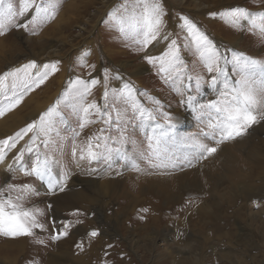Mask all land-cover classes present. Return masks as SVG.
<instances>
[{"label": "rangeland", "instance_id": "1", "mask_svg": "<svg viewBox=\"0 0 264 264\" xmlns=\"http://www.w3.org/2000/svg\"><path fill=\"white\" fill-rule=\"evenodd\" d=\"M7 2L9 0H6ZM10 2L18 7L19 0H10ZM43 2L49 5L50 18L47 22L39 26H30L27 32L11 28L7 30L6 35L0 36V77L7 75L6 80L0 81V101H3L5 95L12 94L14 84L20 85L27 79L24 68L30 62L35 61L37 65L36 69L27 68V73L33 74V78L37 72L45 71L44 65L57 64L58 71L50 74L48 80L40 87L27 93L19 106L0 117V139L14 135L34 120L39 122L38 117L49 107L56 105L57 100L64 96L57 105L59 115L54 117L59 135L52 134L53 143L46 151L53 159L58 158L60 161L53 167L57 178L62 171L69 173L64 189L70 186L81 187L90 202L81 203L74 200L75 202L70 203L66 199H60L61 205L59 203L54 205L50 203V199L55 197L53 193L48 194L44 189L46 185L35 177L27 176L21 171L15 174L9 172L6 178L0 174V189L4 190L5 195L9 194L8 184H31L39 191L40 195L32 196L25 203V207H44L46 215L45 219L44 217L42 219L49 224V231L52 229L53 220L61 226V230L65 222L70 225L69 234L59 240L50 239V236L46 235L47 232L37 231V234L44 239V244L35 243L33 238H16L18 242L24 241V249L13 256L12 262L3 250L7 237L0 236V264H30V262L31 264H264V192L246 200L240 198L235 205H222L194 191L195 194L187 193V196L183 197L185 200L195 198L189 203V207L178 200L167 206H160L154 211L153 207L157 206L159 200L145 189L156 186L154 183L161 179V176L168 177L179 173L181 170L178 168L152 169L144 162H141L140 166L142 169H147V172H137L122 162H117L108 171H102L107 167L104 164L88 165L87 162H81L77 167L71 155L73 143L78 146L77 155H79L80 148L87 147L89 138H93L95 144L94 138L97 136H111L116 139L122 133L130 142L126 145L129 155L146 148V138L152 134L155 123H165L159 115L160 112H169L172 117L178 119L175 129L169 132L168 144L176 158L188 156L196 143L215 144L218 133L214 136V130L208 127L210 122L215 123L208 115H202L198 110L181 103L180 80L174 82V78H166L164 74L159 73L157 67L148 64L142 58V53L138 51L134 41L118 31L122 26L130 32L131 21L124 12L128 0H43ZM150 2L162 4L169 35L175 34L180 37L181 44H188L187 47L181 48L180 54L186 68L185 75L192 76L193 80H184L185 86L194 89L197 75L202 76L204 81L210 79V74L207 73L195 45L186 37L183 24L185 17L190 18L216 49L229 60L232 59L233 54H239L264 64V34L259 32L258 27L256 29L251 27L252 20H255L257 25L261 23V18L257 14L264 13V0H150ZM237 8L246 9L249 19L233 23L230 13ZM117 16L125 17L122 25L116 23ZM166 43L160 41L151 46L148 52L154 56L162 55L166 50ZM223 63L221 61V64ZM226 68L229 72L230 84L240 78L231 63L227 64ZM105 70L109 77L107 87L104 82ZM115 76L123 78L120 84L114 83ZM77 78L85 80L95 78L99 81L92 89L88 101H95L102 110L107 106L106 110L111 115L110 123L105 122L107 117L100 118L93 115L91 120L94 122L85 124L83 128L80 127L81 114L72 107L75 101L71 96L64 95L70 83ZM125 85L131 88L130 97ZM218 87L222 88V83ZM16 90L19 91V88ZM106 91L107 98H105ZM217 95L212 89L203 87L197 99L200 103H206L210 99H215ZM157 101L159 104L156 103ZM135 107L145 110L146 115L151 112L156 116V121H149L146 118L141 120L138 113L133 118ZM252 128L247 132L251 129L257 131L258 139L254 143L264 148V131L256 124ZM101 129L105 131L101 133ZM75 133L79 135H74ZM29 143V137L26 136L8 153L6 160L12 157L9 154L16 153L19 148ZM100 143L103 144V141ZM108 145L113 148L119 146L111 140L108 141ZM44 151L42 149L41 155ZM33 162L34 153L26 154L23 163L31 167ZM93 168L96 169L95 172L90 171ZM255 178L264 182V170L255 175ZM144 180L152 181L150 184H143L146 187L145 191H142L140 181ZM104 185L105 190L117 192L111 191L110 194H105L106 204L102 202L104 197H101L103 196L101 192L105 191ZM223 185L228 186V183ZM99 188L102 191L98 190ZM94 189L100 193L96 194ZM123 190H128L130 196L127 192L125 198L119 197L118 194L120 195ZM11 195L15 198L17 193L12 192ZM131 196L144 199L139 201V204L142 206L147 204L150 211L152 209L154 212L140 215V208L138 209L137 206L132 214L131 211L126 213L127 209L135 208H129ZM195 202H203V208L198 203L197 206L193 204ZM49 204L52 205L51 209H47ZM170 206H173L172 209ZM76 209L80 210L78 215H75ZM93 230L99 233L97 237L90 235ZM89 238L91 243L87 240ZM186 252L194 253L192 259L187 257L186 260Z\"/></svg>", "mask_w": 264, "mask_h": 264}, {"label": "snow or ice", "instance_id": "2", "mask_svg": "<svg viewBox=\"0 0 264 264\" xmlns=\"http://www.w3.org/2000/svg\"><path fill=\"white\" fill-rule=\"evenodd\" d=\"M124 12L131 21L130 32L124 27H119L118 31L125 36H129L142 53V58L150 65L157 67L158 72L164 74L166 78H174L181 82V103L186 107L198 110L202 115H208L215 123H209L208 127L212 128L213 135L218 133L215 139L216 146H209L206 143H196L193 151L184 158H176L168 146L169 132L176 127L177 118L171 116L169 112H160L159 115L165 121L164 124L155 123L152 134L147 136V147L137 151L133 155L128 154L126 145L130 143L121 133L116 139L111 136H97L96 143L93 144V138H89L86 148H80L77 155L78 146L73 143L71 155L76 161L77 167L81 162H87L88 165L104 164L107 165L102 171L112 169L117 162L127 164L137 172H147V169L141 168V162L147 164L152 169H179L195 167L201 160H205L216 154L219 145L227 141L235 140L245 135L253 125L264 121V64L256 59L244 57L239 54H233L231 60L220 53L212 44L208 37L199 30L198 26L191 21L190 18H183L184 30L186 37L190 38V42L195 45L196 51L199 53L201 60L206 66L210 79L204 81L203 77L197 75L195 77V88L185 86L184 80L191 81L193 77L185 75L186 68L181 58V48L187 47L188 44H181L180 37L173 34L169 35L165 24V12L163 6L159 2H150V0H128L125 5ZM233 23L248 20L249 13L246 9L237 8L230 13ZM261 18V23L256 24L255 20L251 21V27L264 34V13L257 14ZM50 18L49 5L43 0H19L18 7L6 0H0V36L6 35L7 30L15 28L17 30L29 31L30 26H39L47 22ZM124 16H117L116 23L122 25ZM34 34V31H33ZM160 41H165L166 50L162 55L154 56L148 52L151 46ZM221 61L224 63L221 64ZM231 63L233 70L240 77L234 83H229V72L226 65ZM35 61L25 66L24 71L27 79L20 85L14 84L13 91L10 96L5 95L3 101H0V117L12 111L21 104L24 96L34 88L44 84L50 74L58 71L57 64L44 65L45 71L37 72L33 78V74L27 73V68L36 69ZM19 71V70H18ZM183 76V79L181 77ZM223 78V80H221ZM7 75L0 77V81L6 80ZM107 70H105L104 82L107 87L108 82ZM29 81H31L29 83ZM99 83L95 78L88 80L77 78L71 82L69 88L65 90V96H71L75 103L72 105L73 110H77L81 114L82 122L80 127L85 124L92 123L93 115L105 118L106 123H110L111 115L107 112V106L102 110L95 101L89 102L88 97L92 93V89ZM223 87H218L219 84ZM207 87L217 92L215 99H210L206 103H200L197 95L201 93V89ZM19 88V91L16 89ZM129 97L131 96V88L125 85ZM196 93V94H193ZM123 97V93L120 94ZM108 93L105 92V98ZM64 99L61 96L57 100L56 105L49 107L44 113L38 117V121H32L25 127L14 133L12 136L0 139V163H4L8 157V153L17 147L19 141L26 136L29 137L30 143L19 150L11 157L12 163L8 164L7 170L15 173L23 172L27 176L35 177L42 184L46 185L49 194L55 191H63L64 186L69 178L67 171H62L57 178L54 175L53 167L58 164L59 159H53L47 149L51 148L53 143V133L59 135L57 130L55 116L59 115L57 105ZM159 104V101L156 102ZM162 107V105H161ZM139 114V118L149 121H156V116L151 112L147 115L145 110L135 107L133 118ZM105 130L101 129V133ZM74 135H79L75 133ZM112 141L118 147H110L108 141ZM103 141V144L100 143ZM44 149L43 155L41 151ZM34 153V162L31 167L26 166L23 161L26 154ZM95 172L96 169L90 170ZM8 195H5L3 189H0V236L16 239L20 237L33 238L35 243L44 244V239L37 234V231L43 233L48 232V224L43 221L46 211L42 208L25 207V203L32 197L40 195L31 184H8ZM12 192H16L17 196L13 198ZM48 209L52 208L49 204ZM79 209L75 210V214H79ZM142 211L147 212L148 209ZM143 218V217H141ZM69 223L65 222L61 226L52 221V229L50 239L59 240L69 234ZM99 233L95 230L90 235L96 237ZM79 247V245H78ZM107 255V253H106ZM31 264V262H30Z\"/></svg>", "mask_w": 264, "mask_h": 264}, {"label": "bare ground", "instance_id": "3", "mask_svg": "<svg viewBox=\"0 0 264 264\" xmlns=\"http://www.w3.org/2000/svg\"><path fill=\"white\" fill-rule=\"evenodd\" d=\"M115 78H116L114 80L115 84H120V82H122V79H123L122 77L115 76ZM19 111L20 110H17V112H19ZM257 125H259V128H262V130L264 131V121H261L260 123L256 124V126ZM252 129L249 132H247V134H245V135H243V136H241L235 140H231V141H227L225 143H222L221 145H219V150L216 154L208 157L205 160H201L198 164H196L195 167L187 168V169H184L183 171H179V173L175 174L174 176H172V175H170L168 177L164 176L165 178L163 176H161L160 177L161 179L157 180V182L154 183V184H156V186H154V187H149V188L145 189L146 185H143L145 183L150 184V182L152 180L140 181L141 188H142V189L141 188L140 189L142 191L146 190L147 193L151 194L156 200H159V201H157L158 202L157 206L154 204L155 205V207H153L154 211L158 210L160 206H167V205L174 203L178 200H180L181 204H187V206H188L189 203L193 202L195 198H187L185 200V198H183V197L185 195L187 196V193L191 194V195L195 194V193H199L201 195L208 196L210 198L208 200H212V201L216 200L218 204H222V205L223 204L235 205L240 198H245V200H246V198H251V197H256V196L261 195L262 192H264L263 191L264 182H261L262 179H259V181H258L255 178V175L261 173V171L264 170V148L261 147L260 145H256V143H254V141L256 139H258V136H256L257 131L252 130ZM209 146H216V145L212 144ZM14 153L15 152H12L11 154H9L10 157H11V155L13 156ZM10 161H11V158H8L7 160H5L4 163H0V174H1V176H3V178H6L9 174V171L5 167L10 163ZM247 170H249V171L247 172ZM12 174H15V173H12ZM226 182L228 183V186L225 185V187H224L223 184ZM105 183H107V182H105ZM115 184H117V183H114V185ZM125 184H127V183H125ZM101 186H102V184H101ZM109 186L112 187V185H109ZM143 186H144V188H143ZM80 188H78V187L76 188V186H70V188H68V189L66 188L67 190L64 189L63 191H55L53 193V196H55V197L52 199L49 198L51 200L50 203L56 205L61 201L60 199H66L70 203H72V201H74V200L76 202H81V203H83L85 201L90 202V200L86 196V192L83 191L84 189L82 190ZM44 189H46V187H44ZM98 190L102 191V189H100V188ZM98 190H95L94 192L96 194L100 193ZM103 190H105V185H104ZM128 190H123V192H121L120 195L118 194V196L125 198L126 197L125 195L127 194ZM45 191L47 192V189ZM88 191H89V189H88ZM111 191L112 190L109 189V190H105V191L101 192L103 195L101 197H104V199H102V202H105V204H106V200H105L106 195L105 194H107V193L110 194ZM117 191H119V189ZM194 191H195V193H193ZM112 192L117 193L115 190H113ZM136 192H137V190H136ZM138 192H139V190H138ZM96 194H94V195H96ZM128 194H129L128 196H130L129 192H128ZM140 195L142 196V194H140ZM130 200L129 201L131 204H130L129 208H133V207H135V208H133V210L132 209L131 210L127 209V211L125 210L126 213H129L131 211L130 213L132 214L133 212H135L134 210L137 208V206H138V209L140 208V212H139L140 215H143V213H149L150 214V212L151 213L154 212L152 209L150 211L147 204H143V206L139 204L140 203L139 201H144V199H139V197L138 198L132 197V198H130ZM93 201H95V200H93ZM123 202H125V201H123ZM197 203L201 207L204 204L203 202H201V203L195 202L193 204L196 205ZM213 204H214V202H213ZM89 206H90V204H89ZM93 206H95V205H93ZM172 207L170 209H172ZM210 208H212V207H210ZM42 209H44V207ZM99 209L101 211L100 207H99ZM143 209H148V211L144 212V211H142ZM183 209H184V207H183ZM166 210H167V208H166ZM211 210H213V209H211ZM173 211H175V210H173ZM198 211H201V210H198ZM207 212H208V210H207ZM213 214L216 215L215 213H213ZM57 215H59V214H57ZM137 215H138V212H137ZM204 215H205V213H204ZM209 215H211V214H209ZM176 216H178V214H176ZM44 219H45V217H44ZM129 221H130V219H129ZM191 223H194V222H191ZM185 229H187V228H185ZM51 234H52L51 230L46 233V235H48V236H51ZM46 238H48V237H46ZM160 238H161V236H160ZM87 240L89 241V243H91L90 238ZM23 245H24V241L22 242V240H19V242L17 241V239H11V238H7L5 240L4 245H3V250L5 253H7V258H9L11 262H12L11 259H13L14 255L16 256L17 252L23 251V249H24ZM157 245H159V244H157ZM73 249H74V247H73ZM73 249H72V251H74ZM192 255H194V253H192V254L187 253L185 256L186 260H187V257L192 259L191 258ZM196 260L197 259H195V262H196Z\"/></svg>", "mask_w": 264, "mask_h": 264}]
</instances>
